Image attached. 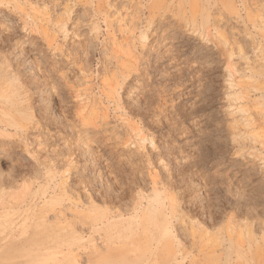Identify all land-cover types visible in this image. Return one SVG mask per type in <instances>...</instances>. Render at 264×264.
Wrapping results in <instances>:
<instances>
[{"label": "rangeland", "instance_id": "rangeland-1", "mask_svg": "<svg viewBox=\"0 0 264 264\" xmlns=\"http://www.w3.org/2000/svg\"><path fill=\"white\" fill-rule=\"evenodd\" d=\"M0 264H264V0H0Z\"/></svg>", "mask_w": 264, "mask_h": 264}]
</instances>
